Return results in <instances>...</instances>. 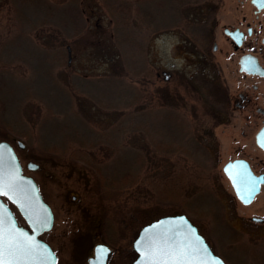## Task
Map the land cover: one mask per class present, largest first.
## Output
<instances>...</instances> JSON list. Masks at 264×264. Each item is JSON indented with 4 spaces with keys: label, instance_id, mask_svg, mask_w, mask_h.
<instances>
[{
    "label": "rangeland",
    "instance_id": "374dc122",
    "mask_svg": "<svg viewBox=\"0 0 264 264\" xmlns=\"http://www.w3.org/2000/svg\"><path fill=\"white\" fill-rule=\"evenodd\" d=\"M43 1L47 10L39 11L0 0V142L14 147L54 213L41 239L57 264H88L97 244L114 251L110 264H123L144 226L175 215H186L227 264H255L249 252L263 259L264 224L253 218L264 219V188L243 205L223 171L238 158L256 172L264 165L259 128L227 107L219 88L241 89L224 27L250 7L77 0L70 10L69 0ZM257 82L250 78L249 90ZM125 160L140 179L107 185ZM30 162L39 169L29 170ZM159 177L185 192L162 196L152 185Z\"/></svg>",
    "mask_w": 264,
    "mask_h": 264
},
{
    "label": "water",
    "instance_id": "95a60500",
    "mask_svg": "<svg viewBox=\"0 0 264 264\" xmlns=\"http://www.w3.org/2000/svg\"><path fill=\"white\" fill-rule=\"evenodd\" d=\"M256 140L258 145L264 149V128L257 134ZM18 145L19 147L24 148V144L22 142H19ZM0 146H2L0 147V173L4 175L13 173L21 177L22 179L19 183L18 195H20L22 200L24 199V194H27L32 198V207L25 211V209L21 208L15 200L0 193V210L4 211L5 216H7V213L9 212L11 213L10 209L6 206L1 198V196H6L18 207L20 213L26 219L29 229L18 226L16 219L11 213L12 218L16 221L17 227L22 228L24 231L28 232L29 235L34 236L41 245L42 249L44 246H47V248L50 250L44 255L47 264H57L58 257L53 251L52 247L40 238L41 235L52 230L54 226L55 218L53 211L51 207L45 202L35 180L32 177L23 174L22 165L13 146L6 141L0 142ZM27 167L31 171L39 169V165L33 162H30ZM223 171L230 180L238 200L243 205L252 204L257 195H259L261 192V187L264 183L263 176H256L252 171L249 162L245 159H238L228 162L224 166ZM34 213L46 215L47 226H37L31 223L30 217L32 219H36V215ZM253 221L260 223L262 219L254 218ZM165 229L169 231V234L172 235L174 239H182L186 236L192 241H196V237H199L198 246L202 249V258L207 262V264H218V262L227 264L221 257L213 253L205 238L199 233L197 227L192 224L186 215L165 216L144 226L139 231L138 236L133 242V249L138 254V257L133 262V264H141V262L145 260L144 253L136 246L137 241H142L148 233L154 231L160 232ZM99 245L101 244H97L95 246L94 256L90 258L89 264H95V261L99 259ZM102 245L106 246V248L109 250L105 259V264H108V257L111 252V248L105 244Z\"/></svg>",
    "mask_w": 264,
    "mask_h": 264
},
{
    "label": "flooded vegetation",
    "instance_id": "af4514ba",
    "mask_svg": "<svg viewBox=\"0 0 264 264\" xmlns=\"http://www.w3.org/2000/svg\"><path fill=\"white\" fill-rule=\"evenodd\" d=\"M240 3L248 5L250 7V13L243 14L237 24H229L225 26L224 35L231 47V52L229 51V59L234 63V66H236L235 70L242 76V86L236 95L229 93L228 87H218L224 90L223 99L226 97L227 107L228 104H230L234 106V109L247 113L246 123L258 127V134L264 128V0H241ZM212 42V51L213 53H216L218 51L217 42H215V40H212ZM209 57L212 58V56ZM169 76L170 75H167L166 78H169ZM250 78L258 81L251 85V90H249ZM256 136V145L264 154V149L258 145ZM251 169L256 176H263L264 178V165H261L260 170L257 172L252 166ZM263 188L264 183L262 184L261 192ZM1 198L10 209L18 226L29 229L26 219L20 213L18 207L6 196H1ZM259 224H264V219H262ZM113 253L114 251L111 249L108 257V264H110L109 260ZM93 256L94 251L92 256L89 257V260ZM137 257L138 255L132 246L131 250L124 251L123 259L121 256V260H123V264H127L128 260L133 264Z\"/></svg>",
    "mask_w": 264,
    "mask_h": 264
},
{
    "label": "snow or ice",
    "instance_id": "6c2138e0",
    "mask_svg": "<svg viewBox=\"0 0 264 264\" xmlns=\"http://www.w3.org/2000/svg\"><path fill=\"white\" fill-rule=\"evenodd\" d=\"M21 179L17 174L0 173V193L9 196L27 211L32 207V198L24 194L22 200L18 195ZM34 214L36 219L30 217L31 223L47 226L46 215ZM198 242L199 237H196V241L186 236L182 239H174L165 229L148 233L142 241H137L136 246L145 256L141 264H207L202 258V249L198 246ZM49 251L47 246L42 249L34 236L17 227L10 212L5 216L4 211L0 210V264H47L44 255ZM98 251L99 259L95 261V264H105L109 250L101 244L98 246Z\"/></svg>",
    "mask_w": 264,
    "mask_h": 264
},
{
    "label": "trees",
    "instance_id": "16d2710c",
    "mask_svg": "<svg viewBox=\"0 0 264 264\" xmlns=\"http://www.w3.org/2000/svg\"><path fill=\"white\" fill-rule=\"evenodd\" d=\"M76 1L77 0H69L68 1L70 6L74 5V7L69 8L70 10L72 8L76 7ZM24 3L25 4H29V5H34L37 8V10H39V11L40 10L43 11L45 9L47 10L45 2L43 0H24ZM48 8H50L49 10H52V7L48 6ZM79 14L80 13H79V11L77 9V14H76V12L73 13V17L70 14V17L69 18L67 17L64 21L65 22L66 21H72V20L75 21L78 18ZM56 16H58V12L56 13ZM79 33H80V30H75L74 34L76 35V34H79ZM206 94H208V97H210V99H212L211 98L212 97V92L208 91V93H206ZM133 161H135V162H137L139 164H142L143 159H142L141 156H138V158L134 159ZM124 162H125V164L123 165V168H125V169H124L122 175L115 174L117 176H115V177H113L111 179H110L111 175H109L108 176L109 184H107V185L111 184V185H115V186L116 185L117 186H122V184H123V186H122V188H123V187H126L127 183H133L132 181H133L134 177L137 180L140 179V175H139L140 173L133 172V170H132L133 163H130L129 160H125ZM174 181L175 180H173V178H172V180H170L168 184H165L164 183V178L163 177H159V178H156V180L152 181L153 182L152 185L155 186L157 189L159 188V192H160V194L162 196L164 194H167V198H170L172 200V199H175L176 197H178L181 193L185 192V190H184L185 187L184 186L177 187L176 181L175 182ZM138 225L140 226V223L137 222V227H138ZM243 253H244V251H243ZM247 255H249L250 257L253 258V262L255 264H264V256H263V259H262L260 257L259 253L249 252Z\"/></svg>",
    "mask_w": 264,
    "mask_h": 264
}]
</instances>
